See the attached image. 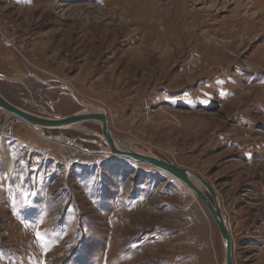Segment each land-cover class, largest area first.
<instances>
[{
	"label": "rangeland",
	"instance_id": "374dc122",
	"mask_svg": "<svg viewBox=\"0 0 264 264\" xmlns=\"http://www.w3.org/2000/svg\"><path fill=\"white\" fill-rule=\"evenodd\" d=\"M258 1L0 0V91L51 117L98 107L115 137L198 172L221 198L235 263L264 264ZM234 20L241 30L225 37ZM220 52L234 60L198 71ZM12 119L0 109V130ZM40 131L20 121L0 134V264H224L202 200L163 170L105 152L98 121Z\"/></svg>",
	"mask_w": 264,
	"mask_h": 264
},
{
	"label": "water",
	"instance_id": "95a60500",
	"mask_svg": "<svg viewBox=\"0 0 264 264\" xmlns=\"http://www.w3.org/2000/svg\"><path fill=\"white\" fill-rule=\"evenodd\" d=\"M0 109L15 117L21 118L24 122L28 123L36 130H41L42 132H44L45 129L69 128L68 126L72 124L82 123L90 120L98 121L101 124L103 139L109 147V149H106L105 152L111 153L113 155L128 157L132 160L139 161L157 169L163 170L175 179L181 181L202 200V202L210 211L219 229L224 250V264H236L234 260V247L231 228L229 227L221 198L212 183L205 179V177H203L198 172L187 167L179 166L157 155H151L145 152L141 153L129 147H117L113 140L112 132L109 128L105 112H86L84 109L82 111H77L64 116L51 117L40 115L31 112L18 104H15L1 91ZM48 138L57 140L60 139L61 136H49ZM68 142L73 143L70 139ZM197 180H199L203 186H205L206 190L201 189V187L197 184Z\"/></svg>",
	"mask_w": 264,
	"mask_h": 264
},
{
	"label": "bare ground",
	"instance_id": "6f19581e",
	"mask_svg": "<svg viewBox=\"0 0 264 264\" xmlns=\"http://www.w3.org/2000/svg\"><path fill=\"white\" fill-rule=\"evenodd\" d=\"M137 1V0H136ZM140 2V1H139ZM143 2V1H142ZM259 1L258 0H253V5H256V4H259L258 3ZM138 3V2H137ZM144 3H145V1H144ZM264 3V0H261V4H263ZM140 4V3H139ZM177 4V3H176ZM135 5V4H134ZM141 5V4H140ZM139 5V6H140ZM175 5V4H174ZM133 6V5H132ZM138 6V7H139ZM124 7H126V6H124ZM175 7V6H174ZM177 7V6H176ZM121 8V7H120ZM135 8V7H134ZM117 9V8H116ZM119 9V8H118ZM131 9V8H130ZM139 9V8H138ZM177 9V8H176ZM132 10V9H131ZM130 10V11H131ZM116 12H117V10H115ZM126 11V10H125ZM121 12V11H120ZM128 12H129V10H128ZM256 12V11H255ZM176 13V12H175ZM174 13V14H175ZM178 15V14H177ZM176 15V16H177ZM184 18H185V16H184ZM182 19V18H181ZM186 19V18H185ZM199 20V19H198ZM197 20V21H198ZM141 22V21H140ZM202 22V21H201ZM205 22V21H204ZM257 22V21H256ZM132 23H134V22H132ZM132 23H130V24H132ZM208 23V22H207ZM206 23V24H207ZM205 24V25H206ZM256 25H258V23H255ZM116 25V24H115ZM118 25V24H117ZM129 25V24H128ZM179 25V24H178ZM183 25V24H182ZM204 25V26H205ZM207 25H209V23L207 24ZM255 25L253 24V26H251L252 28H250V27H248L247 29H254L255 27H254ZM229 28H231L232 30H230V31H227V32H224V34H225V37L226 36H233V35H235V34H237L240 30H241V23H239V21L238 20H234L233 21V24L229 27ZM247 29H244V30H247ZM124 31V30H123ZM250 31V30H249ZM125 32V31H124ZM218 32V31H217ZM244 32V31H243ZM111 33V32H110ZM207 33V31L206 30H204V31H202V35H205ZM223 33V32H222ZM247 33H250V32H247ZM221 34V33H220ZM184 35V34H183ZM200 35V34H199ZM199 35H198V37L196 36L195 37V39H198V40H200L201 38L199 37ZM2 36H4V35H2ZM136 36V35H135ZM138 36V35H137ZM182 36V35H181ZM188 36V35H187ZM174 37V36H173ZM186 37V36H185ZM215 37V36H214ZM239 37V36H238ZM241 37H243V36H241ZM187 38V37H186ZM185 38V39H186ZM246 38V37H245ZM205 39V38H204ZM134 40V39H133ZM132 40V41H133ZM187 40V39H186ZM156 42V41H155ZM245 42H246V39H244V37L242 38V40H241V42H240V46L242 45L243 46V44H245ZM186 43V42H185ZM193 43V42H192ZM169 44V43H168ZM199 44V43H198ZM184 45H186V44H184ZM190 45V44H189ZM193 45V44H192ZM192 45H190V46H192ZM222 45L223 46H229V47H232V46H234L235 45V41H234V39H233V41H231V42H227V41H224V42H222ZM189 46V47H190ZM195 46V48H197L196 47V44L194 45ZM199 46H201V45H199ZM216 46H218V45H216ZM240 46H238V47H236V48H240ZM241 46V47H242ZM235 47V46H234ZM194 48V47H193ZM223 48V47H222ZM198 49V48H197ZM215 49H218L217 47L215 48ZM154 50V49H153ZM219 50V49H218ZM230 50V49H229ZM166 51V50H165ZM174 51H176V50H174ZM198 51H199V49H198ZM220 51V50H219ZM224 51V50H223ZM164 52V51H163ZM194 52H196L197 53V50L196 51H194ZM212 51H210V53H211ZM186 53V52H185ZM190 53H192V52H190ZM225 53V52H224ZM187 54V53H186ZM229 54V53H228ZM225 54H222L221 52L220 53H216V55H215V58H210V59H208V60H203V61H200L201 63H200V65L201 66H198L197 65V69H198V71L200 70V69H202V68H209V69H207L208 70V72L207 73H209V72H212L213 70L215 71L217 68H216V61H218L217 59H216V57H218L219 58V60H221V61H218L222 66H224V65H226L229 61L231 62V59H232V57L230 56V55H225ZM155 56V55H154ZM184 56V55H183ZM230 56V57H229ZM186 57V56H185ZM264 57V56H263ZM172 58V57H171ZM193 58V57H192ZM176 59V58H175ZM189 60V59H188ZM191 60H193V59H191ZM232 60H234V59H232ZM264 59H262V61H263ZM171 61H172V59H171ZM182 61H184V60H182ZM190 61V60H189ZM186 63V62H185ZM191 63V62H190ZM196 63V62H195ZM262 63V62H261ZM219 64V65H220ZM186 65V64H185ZM177 66H179V65H177ZM181 67V66H180ZM221 67V66H220ZM194 68H195V66H194ZM216 68V69H215ZM186 69V68H185ZM185 69H183V70H185ZM196 69V68H195ZM206 71V70H205ZM221 71V70H220ZM190 72V71H189ZM191 72H194V70L193 71H191ZM201 72H203V71H201ZM201 72H199V73H201ZM219 72V71H218ZM203 73H205V72H203ZM220 73V72H219ZM194 74V73H193ZM185 76V75H184ZM202 76V75H201ZM200 76V77H201ZM183 77V76H182ZM200 79V78H199ZM179 80H181V78L179 79ZM190 81V80H189ZM247 95H243V97L245 98ZM227 105V103L226 102H224V107ZM86 112H97V113H103V111H101L98 107H95V106H93V107H89L87 110H85ZM8 113V112H7ZM9 114V113H8ZM11 115V114H10ZM21 119V118H20ZM22 120V119H21ZM23 121V120H22ZM73 125H78V123H76V124H72V125H70V126H68V127H72ZM112 132V131H111ZM112 136H113V140H114V142H115V144H116V146L117 147H119V148H126V147H129V148H133L134 150H136V151H138L135 147H134V145H133V147L132 146H130V144H132V143H134V139H128V141L129 142H124L122 139H120V138H117V137H115V135L113 134V132H112ZM130 141H132V142H130ZM129 144V145H128ZM107 149H109V147L107 148ZM138 152H140V151H138ZM141 153H143V152H141ZM197 184L201 187V189H203V186H202V184H201V182L199 181V180H197ZM230 227V226H229Z\"/></svg>",
	"mask_w": 264,
	"mask_h": 264
},
{
	"label": "built area",
	"instance_id": "2783aa9c",
	"mask_svg": "<svg viewBox=\"0 0 264 264\" xmlns=\"http://www.w3.org/2000/svg\"><path fill=\"white\" fill-rule=\"evenodd\" d=\"M20 121L22 122L20 118L13 116V119L9 123H7V125L5 124L3 129L0 130V134L11 136L14 132V126L17 124V122H20Z\"/></svg>",
	"mask_w": 264,
	"mask_h": 264
},
{
	"label": "snow or ice",
	"instance_id": "6c2138e0",
	"mask_svg": "<svg viewBox=\"0 0 264 264\" xmlns=\"http://www.w3.org/2000/svg\"><path fill=\"white\" fill-rule=\"evenodd\" d=\"M36 236H37L39 239H43V235H42L39 231L36 232Z\"/></svg>",
	"mask_w": 264,
	"mask_h": 264
},
{
	"label": "crops",
	"instance_id": "0c3cea01",
	"mask_svg": "<svg viewBox=\"0 0 264 264\" xmlns=\"http://www.w3.org/2000/svg\"><path fill=\"white\" fill-rule=\"evenodd\" d=\"M27 133H28V131H27ZM21 134H24L23 131L21 132Z\"/></svg>",
	"mask_w": 264,
	"mask_h": 264
}]
</instances>
